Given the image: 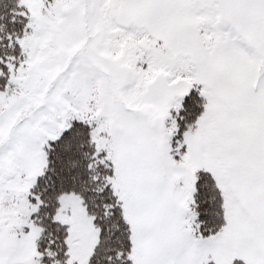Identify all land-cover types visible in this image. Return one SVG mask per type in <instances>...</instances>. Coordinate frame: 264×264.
I'll return each instance as SVG.
<instances>
[{
    "label": "snow or ice",
    "instance_id": "obj_1",
    "mask_svg": "<svg viewBox=\"0 0 264 264\" xmlns=\"http://www.w3.org/2000/svg\"><path fill=\"white\" fill-rule=\"evenodd\" d=\"M0 264H264V0H0Z\"/></svg>",
    "mask_w": 264,
    "mask_h": 264
}]
</instances>
